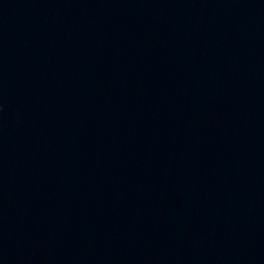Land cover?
<instances>
[{
    "label": "water",
    "instance_id": "1",
    "mask_svg": "<svg viewBox=\"0 0 264 264\" xmlns=\"http://www.w3.org/2000/svg\"><path fill=\"white\" fill-rule=\"evenodd\" d=\"M0 264H264V0H0Z\"/></svg>",
    "mask_w": 264,
    "mask_h": 264
}]
</instances>
